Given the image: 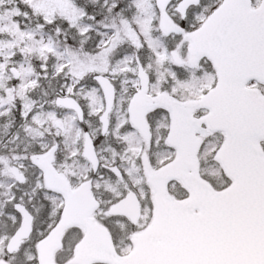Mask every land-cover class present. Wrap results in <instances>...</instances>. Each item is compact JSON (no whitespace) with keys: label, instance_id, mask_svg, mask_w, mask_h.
<instances>
[{"label":"snow or ice","instance_id":"snow-or-ice-1","mask_svg":"<svg viewBox=\"0 0 264 264\" xmlns=\"http://www.w3.org/2000/svg\"><path fill=\"white\" fill-rule=\"evenodd\" d=\"M0 264H264V0H0Z\"/></svg>","mask_w":264,"mask_h":264}]
</instances>
